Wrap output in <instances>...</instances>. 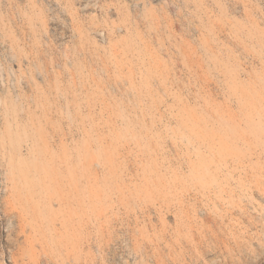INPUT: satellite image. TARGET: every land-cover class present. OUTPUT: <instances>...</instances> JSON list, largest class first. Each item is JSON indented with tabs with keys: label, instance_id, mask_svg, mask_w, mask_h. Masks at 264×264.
I'll return each instance as SVG.
<instances>
[{
	"label": "rangeland",
	"instance_id": "obj_1",
	"mask_svg": "<svg viewBox=\"0 0 264 264\" xmlns=\"http://www.w3.org/2000/svg\"><path fill=\"white\" fill-rule=\"evenodd\" d=\"M0 264H264V0H0Z\"/></svg>",
	"mask_w": 264,
	"mask_h": 264
}]
</instances>
